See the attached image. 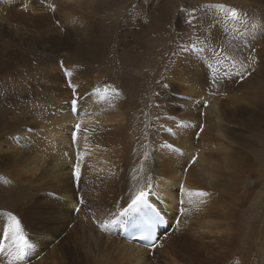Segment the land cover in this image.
I'll return each mask as SVG.
<instances>
[{
	"label": "bare ground",
	"instance_id": "obj_1",
	"mask_svg": "<svg viewBox=\"0 0 264 264\" xmlns=\"http://www.w3.org/2000/svg\"><path fill=\"white\" fill-rule=\"evenodd\" d=\"M46 1L41 5L40 0H4V12H0V29L11 26L17 36L30 34L37 42L52 45L51 51L36 54L43 65L30 64L29 55L20 48L0 51V63L6 55H21L25 61L12 81L22 83L24 75L37 81L35 90L56 91V96L46 98L44 94L27 102L23 105L26 111L0 132V173L5 166L14 175V215L33 245L25 259L14 264H264V213L258 214L256 208L258 200L264 199V180L259 179L260 150L255 149L256 131L264 128V60L251 63L255 68L249 75L234 67L226 69L228 61L215 49L216 28L194 38L201 28L195 20L187 21L185 38L190 36L192 46L175 47L174 59L164 66L168 74L162 77L163 88L173 92L165 100L158 97L160 119L145 130L136 156H127L120 165L121 154L113 146L122 140L125 125L144 118L138 117L143 109L129 111L113 95L91 92L79 62L99 51L94 47L98 43H91V31L83 30L89 33L79 48L94 47L84 58L81 49L73 48L69 27L53 26V11L79 10L93 0ZM250 1L233 0V6L239 8ZM193 5H199L198 0ZM13 19L15 26L8 22ZM26 19L29 26L20 25ZM239 19L233 30L258 44V38L243 32L247 23ZM137 26L140 31L142 25ZM129 31L136 30L130 26ZM222 31L218 25L220 45ZM209 36L214 40H208ZM60 54L75 65H59ZM217 59L224 62L217 63ZM67 80L82 98L73 109V97L65 98ZM247 113L250 120H263L250 129L240 123ZM9 114L3 111V117ZM245 153L251 155L248 160ZM77 164L79 177L74 174ZM255 181L258 187L252 185ZM141 190L166 214L167 226L155 248L123 238L127 214H121L122 210ZM188 190L208 195L190 198ZM219 196L228 203L238 198L240 236L236 213L227 207L222 210ZM111 220L116 223L100 227ZM8 224L0 218L4 230ZM3 241L5 253L11 241L4 236Z\"/></svg>",
	"mask_w": 264,
	"mask_h": 264
},
{
	"label": "rangeland",
	"instance_id": "obj_2",
	"mask_svg": "<svg viewBox=\"0 0 264 264\" xmlns=\"http://www.w3.org/2000/svg\"><path fill=\"white\" fill-rule=\"evenodd\" d=\"M5 2L0 0V12H4L1 9L5 6ZM45 2L47 1L40 0L41 5H45ZM194 2L195 0H93L86 4L87 7L84 5V8L79 10L72 9L67 13L53 11V26L69 27L70 31L67 35L70 36L73 48L81 49L82 57H88V50H94V47L99 48V51L95 50V54L91 55V58L79 62L80 67L84 69L81 74L84 73V79L87 78L90 81L91 92L96 94L94 90L100 89V94H102L106 86L110 89L114 88L116 91H109L108 94L120 100L123 107L128 108L129 111L137 108L139 111L143 109L142 112L138 113V117L144 116V118L132 125H125L126 131L122 136V140L116 142L113 146L117 154L119 156L121 154L122 161H120V165L125 164L127 156H136L141 148L143 136L145 138V132L152 123L160 119L161 105L158 97L165 100V98H169L167 95L173 92L171 89L163 88L165 82L162 77L168 74L164 66L174 59V54L171 53L176 51L173 50L176 49L175 47L180 50L186 48V45L187 47L191 45L188 38L190 36L188 35L185 38L186 25H189L187 21L195 20L194 23L201 28L200 31H197V34L193 35L194 38L200 32L204 37L211 29L216 28V32H214L215 49L218 54L220 53V55L228 58L226 59L228 64L224 66L226 69L230 70L231 67H234L240 72V65L242 64L246 68L241 72L249 75L251 73L249 71L255 68L249 65L251 63L259 64L260 61L264 60V0H252L245 5L240 4L239 8L233 6V0H198L199 5L196 6L193 5ZM33 5L36 6V4ZM221 5L228 9L233 7L238 10L240 15V19H238L247 23L243 32L251 37L258 38V44L254 45V41L250 43L249 40H245L240 36V31L233 30V27L239 21L233 20V22L231 18H226V12L222 10V13L219 10ZM194 7L196 8L194 9ZM48 10L52 9L49 8ZM112 10L115 12L112 13ZM8 22L14 26L17 24L16 19ZM29 23L26 19L20 25L29 26ZM253 23L259 25L258 29L252 28ZM137 24L142 25L140 31H138ZM218 25L223 27L221 33L222 45H220V40H217L219 37L217 33ZM130 26L136 31L130 32ZM12 28L10 26L8 29H0V51L5 52L6 50L20 48L22 54L27 53L29 55L30 64L43 65L39 62L36 54L46 50L51 51L52 45L37 42L36 38L30 34L17 36L11 32ZM14 29L18 30L19 33L22 32L21 29ZM84 29L91 31V35H93L91 43H98L94 47L79 48L82 45L83 37L89 33L83 31ZM210 36L208 40L213 41L214 38L210 39ZM72 54H69L70 58L74 57ZM220 55L218 57H221ZM59 56L61 58L59 65H61V62L75 65L74 62H70L69 58L64 57L62 54ZM19 59H21L20 63L14 66L13 64L17 63ZM1 60L3 61L0 63V132L12 125L26 111L23 105L27 102L39 100L44 94H46V98L50 95L56 96V91L51 88L41 91L35 90L34 85L37 81L24 75H21L24 82L16 83L12 81L16 75V69L25 64L21 55H6ZM233 60L237 62L235 66L232 63ZM50 62L51 60L47 63ZM201 75L205 77L203 73ZM262 77L264 78V74ZM70 78L73 79V75ZM84 79L82 78L83 81H86ZM66 83L68 93L65 94V98L70 100L73 97V88L75 87L68 80ZM76 85L79 84L76 83ZM63 87L65 88V86ZM71 107L73 109V106ZM262 110L264 115V104ZM3 111H10L11 114L3 117ZM262 120V117L250 120V114L247 113L240 119V123L241 125L246 123L250 129H254ZM142 130H144V135ZM256 134H258V137L255 141V149L260 150L257 155L258 174L259 179L264 180V138L262 137L264 136V128L256 131ZM254 136L256 135L254 134ZM130 147L132 149H129ZM101 155L106 156L108 153L103 152ZM245 156L247 160L251 157L249 153H245ZM106 160L111 161L112 159L108 158ZM99 168L103 169V167ZM3 171L4 173H0V218L10 223L8 214H15L17 189L13 173H10L5 166ZM252 185L258 187L259 182L255 181ZM232 195L233 193H231ZM219 198L222 200V210L223 207H227L228 211L236 213L237 233L240 236L239 212L241 210L235 203L238 198H234V203L226 202L222 196H219ZM256 208L258 214L264 213V199L258 200ZM3 236L0 238V245L5 244ZM8 239L11 241L10 237ZM8 251L6 250L5 253L0 251V264H8ZM227 262L225 261L222 264Z\"/></svg>",
	"mask_w": 264,
	"mask_h": 264
},
{
	"label": "snow or ice",
	"instance_id": "obj_3",
	"mask_svg": "<svg viewBox=\"0 0 264 264\" xmlns=\"http://www.w3.org/2000/svg\"><path fill=\"white\" fill-rule=\"evenodd\" d=\"M226 12V18H231L232 20H237L239 18L238 10L235 8L228 9L225 6L221 5L219 6ZM194 11V10H193ZM259 25L256 23H253L252 28L253 29H258ZM224 59H228L225 57ZM223 60L217 59V63H223ZM233 66L236 65V61H232ZM61 66L63 67V62H61ZM241 71H243L246 66L245 65H240ZM66 75L69 73L66 71ZM241 79H243V75L241 76ZM96 93H100V89H95L94 90ZM111 92H115L116 90L114 88H109L105 87L104 92L101 95H107ZM81 97L77 96V93L75 91V88H73V99L71 100V105L75 108L78 106ZM77 129L80 128V125L77 124L75 126ZM31 131V129H29ZM76 136L75 133L73 134V141L75 142ZM168 147H171V145H168ZM195 159V158H194ZM74 174L79 177L80 171H79V164L74 166ZM149 187H151V184H149ZM181 190L184 191L183 186H181ZM146 193L141 190L139 191L136 195L133 196L131 199V202L127 205L126 208L122 210L121 214L124 213H129L137 210L138 208H142L143 206L146 205V200L145 198ZM187 195L191 198L192 196H199V197H204L207 196L208 193L204 191H187ZM82 202V201H81ZM191 203V200L189 201ZM154 213V210H153ZM10 223L8 224L7 230L5 231L2 227H0V233L4 235L5 238L10 237L11 239V244L9 246L10 250L8 251V264H14L16 261H23L25 257L28 255L29 251L33 248V245L30 243L27 235L25 234L22 225H21V220L16 216L11 213L8 214ZM153 221L154 223H162V219L156 215L155 213L153 214ZM115 220L111 221H105L103 224L100 225L102 229L108 227L111 224H115ZM138 239H144V240H150L149 246L152 248H155L157 245L155 243L156 237L153 235L151 228H148L145 230V234L141 237H138ZM3 245H0V251H3Z\"/></svg>",
	"mask_w": 264,
	"mask_h": 264
}]
</instances>
